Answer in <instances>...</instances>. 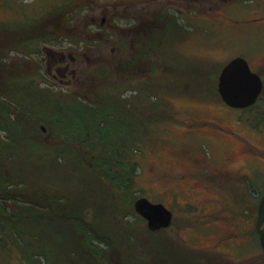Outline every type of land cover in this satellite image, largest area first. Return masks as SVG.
Returning a JSON list of instances; mask_svg holds the SVG:
<instances>
[{
    "label": "rangeland",
    "instance_id": "1",
    "mask_svg": "<svg viewBox=\"0 0 264 264\" xmlns=\"http://www.w3.org/2000/svg\"><path fill=\"white\" fill-rule=\"evenodd\" d=\"M218 15L227 27L213 24ZM44 16L51 17L47 27L31 28ZM171 19L184 29L181 36L167 33ZM140 24L146 31L139 36H148L153 55L173 72H159L155 85L146 79L147 71L131 75L134 68L117 69L121 36L129 33L134 38ZM56 35L62 37L53 41ZM87 38L92 39L93 48L86 43L79 50L71 46ZM57 49L73 50L81 58L74 65L77 81H60L48 74L50 51ZM0 51L1 55L9 52L18 75L23 66L36 73V93L21 92L27 99L24 105L30 107L29 115L24 112L23 116L22 99H18L21 112L16 117L26 128L19 131L20 139L24 135L39 142L41 148L42 141L55 146L45 153L34 148L36 153L27 156L18 148L16 158L10 159L0 131V189L12 181L19 192L14 196L28 201L0 207L1 240L12 245V250L1 248L0 264H155L156 254L167 256V261L170 258V264H177L173 254H179L180 264L183 255H188L189 264H198L208 249L233 256L252 241L250 264H264L257 234L246 238V222L241 218L244 198L250 193L249 177L250 202L255 207L264 194V87L258 101L242 109L227 106L217 90L222 66L236 56L244 57L264 82V0H0ZM21 57L31 59L32 65L27 67ZM141 76L142 80H136ZM12 81L16 85L19 78ZM86 94L94 96L88 99ZM75 106L83 108L77 111ZM136 111L142 126L136 121ZM202 120L216 124L208 127ZM53 121L64 129L69 125L72 130L66 131H75L76 137L80 134V140L71 137V144L62 142L64 148L60 149L58 140L63 135ZM116 124H124L123 129L118 130ZM87 129L91 136L85 135ZM94 129L102 135L113 132L103 139L104 144L115 140V149L126 146L131 152L136 177L130 192L172 209V228L148 229L132 203L123 206V196L100 191L108 181L92 178V171L105 174L104 168L115 156L107 147L97 149L101 141L92 133ZM19 133L11 135L17 140ZM181 173L186 175L184 180L179 178ZM204 182L216 183L218 197L226 194L209 209H216L214 223L221 226L207 234L202 231ZM47 202L53 208L45 206ZM221 208L226 214L235 213L233 222L219 220ZM8 210L18 217L20 227L13 233L18 247L9 238L14 227ZM36 211L51 216V227L41 215L38 221H31L32 230L27 221L37 216ZM226 233H231L232 245H220L219 238ZM219 257L223 264H230Z\"/></svg>",
    "mask_w": 264,
    "mask_h": 264
},
{
    "label": "trees",
    "instance_id": "2",
    "mask_svg": "<svg viewBox=\"0 0 264 264\" xmlns=\"http://www.w3.org/2000/svg\"><path fill=\"white\" fill-rule=\"evenodd\" d=\"M51 13L54 14V13H56V11H53ZM50 18L51 17H46V16L39 18V20L37 22H34L33 24L31 23L32 24L31 28L37 29L39 27L40 28L47 27L48 23L51 20ZM42 36H43V38H47V34L46 35L43 34ZM59 36L62 37L61 35L54 36L53 41H55L54 39H57V37H59ZM52 37L53 36H50L49 38H52ZM25 46H27V45H25ZM7 58H8V60H7ZM21 59H23V57H21ZM23 61L28 64L27 67H30L32 65V64H30L32 62L31 59L27 60V61L23 59L21 62H23ZM21 62H19V63H21ZM25 67L26 66H23L24 71L19 72L20 75H18L17 70L14 68V62L10 58L9 52L6 51V52H2V55L0 54V102H2L0 104V131L4 132V136L1 135L2 137L1 136L0 137L3 139H6L5 140L6 144L9 147L8 157L10 159H14L13 157L16 158V155H15L16 151L15 150L19 151V149H20V152L24 153V156H27V154L29 155V154H35L36 153L34 148L37 149L38 152H43V153L46 152L44 150L47 148H55L54 144H48V143H45L44 141H42V148H41L39 142L35 143L34 141H30L29 139L24 137V135H23V138L20 139L19 131L23 130L22 127H24V126L22 125V127H21L20 121L17 120L16 115L21 111H22L23 116H24V112H26V114H28V115L31 113L29 105L28 104L24 105V103H23L27 99H25L23 97L24 95L21 96V92L24 91V93H30V94L36 93V90H35V88H36L35 79L36 78H34L36 73H35L34 69H33V71L29 72L26 69H24ZM17 68H18V66H17ZM13 77L19 78V81L16 83V85L12 81ZM64 95L68 96L67 94H64ZM19 98L22 99V102H21V109L22 110L21 111H20V109H18V108H20L19 100H18ZM31 98L33 99V96ZM71 98H73V100H77L76 97H74V96ZM32 99H30V100L32 101ZM70 100H72V99H70ZM31 101H30V103H31ZM13 107H16V108L18 107L15 112L10 111V109L12 110ZM75 107H76L77 111H78V108H83V107H79V106L78 107L75 106ZM86 107L87 108L91 107V105H88ZM48 119H50V118H48ZM69 121H70V119H68L67 123H69ZM53 123H54V126L59 130L58 134L63 135V138H60V140H58L61 144L60 149L64 148V145L62 144V142L64 144L65 143L71 144V140H72L71 137H73L74 140H78V141L80 140V136H79L80 134L76 137L77 133L75 131L70 132L72 130V128L69 125H67L66 128L68 130H70L69 131L70 134L68 131H66L67 129L66 128L64 129V127L59 122L53 121ZM105 125H106V123H104V125L102 127H104ZM102 127H99V128H102ZM24 129H26V128L24 127ZM76 129H77L76 131L79 132L80 128H76ZM117 129L119 130L120 128H117ZM85 131L86 130H83V132H85ZM14 132L19 133L17 136V140H15V136L11 135V133H14ZM89 132H91V131L87 129V132L85 133V135L88 134V136H91L92 134ZM92 133L93 134L97 133L98 136H100L101 143H100V147H97V149H103V148L106 149V147H107L110 151L112 149V154L115 156V158L112 157L113 163L109 162L108 165L106 166V168H104V169H106L105 174L102 175V173H100V172L92 171V174H93L92 178L98 179L97 178V176H98L100 179L102 178L104 180H107L108 181V182L106 181L107 187L102 188V190H100V191H102L103 193L108 194L110 196L117 197V198L118 197L120 198V196H123L124 200H122L120 202V204L123 203L122 204L123 206L129 205L131 203L133 205L134 200L136 199V196L132 195V193L130 191H131V185L135 182V177H136L135 165L136 164L134 161H132V158L130 157L131 152L126 148V146H124L122 149V147H119V145H118V148L115 149L116 146H112L116 143L115 140H112V141L106 140V142L104 144L103 139L110 137L109 134L113 133V132H107V133L102 135V133H99L96 130H93ZM81 135H82V133H81ZM44 137H46V136H44ZM11 141H12V143H11ZM55 143L58 146V143L56 141H55ZM117 143H118V141H117ZM39 147H40V151H39ZM131 149H133V147H131ZM110 160H111V157H110ZM118 167H120V169L118 171H116V169ZM16 185L17 184H14L11 181L10 183L7 182V184L5 185V188L0 189V207L1 208L10 207L9 204L13 201L18 202V203H23V204L28 202V201H26V202L22 201L19 198L20 197L19 195L14 196V192L19 193L18 190L13 189L14 186H16ZM45 194H47V191H45ZM127 196H131L130 200L127 199ZM29 198H33V197H28V199ZM56 201H57V199H56ZM2 202H4L5 205ZM33 202H35V200ZM45 206H48V208H53V206L48 202L46 203ZM26 207H28V206H26ZM36 212L39 215L37 214V216L31 218L30 221H27L29 226L33 227L32 222L38 221V219L40 218L41 215H42V218H44V220L46 221L47 226H50V222L52 221L51 216H48L49 218H47L46 212H44V211H40V212L36 211ZM138 217L141 220H143L140 216H138ZM17 218L18 217L15 216V214H12V211L9 212V210H8V220L13 221L12 222L13 227L15 228V229L14 228L11 229L12 234H10L11 236L9 237L12 242H14L13 236H15L13 233L16 234V230H18L17 227H20V226L16 225ZM58 224L60 225L61 223H58ZM36 225H37V223H36ZM53 226H55V225H53ZM58 228H60V227H56V229H58ZM32 230H35V227H33ZM56 231H59V229ZM35 232L37 234V231H35ZM17 234L22 236V232H20V231L17 232ZM36 234H35V236L32 234V236H34L36 239H38V236ZM16 240L17 239H15L14 245H16V247H18L19 244L16 243ZM89 243L91 244V242H89ZM1 248H2V251H5V249L6 250H9V249L12 250V245H9V244H6L5 242H3L1 240V236H0V250H1ZM5 253H7V252H5ZM71 253H72V250L67 251V253L65 252V254L63 256H67L68 254H71ZM177 256H179V254H173L172 259H174L177 264H180L179 261L176 259ZM183 256L185 257L183 264H189L188 262L190 260L187 259L188 255H183ZM155 257L156 258L152 261L155 264H170V263H172L171 259L169 258V261H167L165 259L167 256H165L163 254H156ZM198 261L199 260L196 259V262H198ZM147 262H148V260H147ZM128 264H134V263H132L130 261V263H128ZM198 264H202V259L200 260V263H198Z\"/></svg>",
    "mask_w": 264,
    "mask_h": 264
},
{
    "label": "flooded vegetation",
    "instance_id": "3",
    "mask_svg": "<svg viewBox=\"0 0 264 264\" xmlns=\"http://www.w3.org/2000/svg\"><path fill=\"white\" fill-rule=\"evenodd\" d=\"M171 7H174V8L179 9V10L182 9V8L176 7V6H171ZM216 17L213 19V24L217 28L227 27V25L225 24L224 18L220 17L219 15L217 18ZM167 22H168V24H170L168 27H166L167 28L166 31L169 30L167 33H172V35H177L178 37L181 36V33L184 32L183 31L184 29L182 30V28L180 26L176 25V23H174L173 19H171V22H169V21H167ZM236 23H237V21L234 22V24H236ZM153 24H155V21H153ZM140 26H141V24L139 25V28L137 27V30L135 31L136 33H134L135 35H133L134 38H131L132 37L131 34L129 37V33H128V35L125 33V35L121 36V39H120L121 40V47H120L121 51H120V57H119L121 62L118 63L117 66H119V67L117 69L118 70L122 69L125 71L126 70L131 71L134 68L136 70V72L134 74H131V75H135V74L139 75V74H143L142 73L143 71H147V75H146L147 78L146 79H148V81H150V84L155 85V83H156L155 78L158 77L159 72H165V73L168 71L170 73H173V72L170 71L169 66L167 67V66H163L162 64H160L159 60H161V59L157 58L153 55V49H152V45H151L153 42L148 40V38H147L148 36L147 35L143 36V37L139 36V35H141V32L144 34L146 31L145 28L141 29ZM136 34H138V36H136ZM185 37L186 36H184V38ZM127 42H129V43L127 44ZM85 43H86V46H89L88 48H90V49L94 47L93 43H92V39L90 40V38H87L86 41L81 40L79 43H76V44H74V42H73L71 44V46H74L75 49L79 50L80 48L85 46ZM178 47H179V44H178ZM64 49H66V48H64ZM69 49H72V48H69ZM50 52H51V55H50L51 59H50V63L48 66V74L53 76L54 79H58L60 81H67V80H70V81L76 80L77 81L78 79H76V78H78V77H77L76 68L74 67V65L77 66V64L81 63V58H79L78 54H74L73 50L66 51V50H62V49L52 50ZM182 52L184 53V51H182ZM184 55H186V54H184ZM153 56L156 59L153 60L152 59ZM165 75H167V74H165ZM126 79L130 80V77H128ZM142 79L143 78L141 76L136 80L140 81ZM146 79H144V80H146ZM263 86H264V82H263ZM84 96L87 97L88 99H92V96H94V94L93 95H89V94L87 95L86 94ZM260 97H261V95L259 96V98ZM139 113H140L139 111H136V114H135V116L137 118L136 121L138 120V125L142 126L143 120H142V118H140ZM202 121L205 124H207L208 127H209V124H216V122H214L212 120H202ZM123 126H124V124H120V127L119 126L118 127L121 128V130H122ZM210 128H213V127H210ZM42 129L44 130L43 126H42ZM139 129H141V128L138 127V132L140 131ZM132 131L133 130H131V132ZM133 132H135V131H133ZM138 132H135V133H138ZM185 168H186V166H185ZM204 168L206 169V172H208V167L205 164H204ZM183 173H181L179 175L180 180H184L186 177V175H184ZM205 174L206 173L203 172V170H202V176H205ZM249 178L247 179V185L249 187L248 191L250 193H248L244 198L245 204L242 205L243 208L241 209V218H243L242 221L246 222V225H245L246 233H247L246 238H254L255 234H257L259 244H260L259 232L256 228V217H257V211H258V204H259V202H260V200L264 194L260 197V199H259V201L255 207L250 202V195L251 194L253 195V192L251 191L252 183H249ZM215 181H217V180H215ZM219 191H220V189L216 188V183L212 184V183L204 182L202 184V213H203V215H202V231L206 232V234H207V232L213 231L214 228H220V226H221V225L214 223V220L217 219L216 209L209 212L210 207L213 206L215 202L220 201L221 198H224V196H226V194H221L218 197L217 193ZM142 196L143 195H139L138 197H142ZM143 197H146V196H143ZM136 198H137V196H136ZM147 199L150 200L149 198H147ZM151 202L156 203V202H160V201H151ZM167 208H169V207H167ZM223 208L220 209L219 220H222V222L227 223V219H228L229 222H233L235 213L233 214L232 212H229L230 214H226L225 211H223ZM170 210L172 212L171 222L168 225V227H165L168 229L172 228L173 219H174V213H173L172 209H170ZM234 212L237 213V210L234 209ZM144 222H146V221H144ZM263 225L264 224H262L261 227H263ZM165 228H160V229H165ZM160 229H157L155 231H158ZM214 235L215 234H213L211 238L215 239L214 240V242H215L217 240V237H215ZM230 235H231V233H226L223 238L222 237L219 238L220 239V245H222V244L224 245L226 243L232 245V242H234V239L232 237H229ZM235 243H237V237H235ZM250 244H251V246H253V241ZM249 245L246 244V249H242L240 247L239 248L240 251L236 252V254L233 256L225 255L220 250L208 249V251L202 252V264H223L222 259L219 256H222V257L224 256L226 262H228L230 264H250V260H251V258H253V256L248 250ZM260 247H261V245H260ZM261 250H262V247H261ZM242 252H244V253H242ZM263 253H264V251H263Z\"/></svg>",
    "mask_w": 264,
    "mask_h": 264
},
{
    "label": "water",
    "instance_id": "4",
    "mask_svg": "<svg viewBox=\"0 0 264 264\" xmlns=\"http://www.w3.org/2000/svg\"><path fill=\"white\" fill-rule=\"evenodd\" d=\"M263 88L258 73L253 71L248 61L236 56L226 62L218 75L217 90L223 102L234 108H245L256 102ZM135 211L146 220L150 230L168 227L172 212L161 202H151L146 197H137L133 203ZM264 195L259 204L256 228L259 232L260 245L264 251Z\"/></svg>",
    "mask_w": 264,
    "mask_h": 264
}]
</instances>
